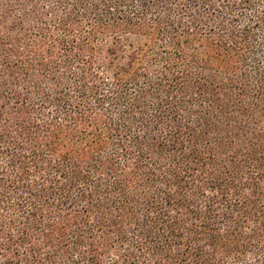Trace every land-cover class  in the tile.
<instances>
[{
    "label": "trees",
    "instance_id": "trees-1",
    "mask_svg": "<svg viewBox=\"0 0 264 264\" xmlns=\"http://www.w3.org/2000/svg\"><path fill=\"white\" fill-rule=\"evenodd\" d=\"M0 264H264V0H0Z\"/></svg>",
    "mask_w": 264,
    "mask_h": 264
}]
</instances>
